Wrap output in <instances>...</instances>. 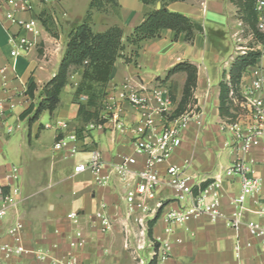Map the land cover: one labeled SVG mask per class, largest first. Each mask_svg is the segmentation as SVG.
Segmentation results:
<instances>
[{"label": "crops", "instance_id": "0c3cea01", "mask_svg": "<svg viewBox=\"0 0 264 264\" xmlns=\"http://www.w3.org/2000/svg\"><path fill=\"white\" fill-rule=\"evenodd\" d=\"M6 1L0 0V98L4 101L7 115V122L0 124L1 158L3 146L11 137L6 134L7 127L14 128L13 135L23 131L22 123H24L30 148L35 156L42 157L44 153L47 154L46 160H49L52 166L50 172L52 195L43 203L34 201L38 193H25V188L28 186L26 180L24 181V170L19 167L21 170L19 185L23 199L21 213L25 223L26 248L50 251L51 256L64 258L70 251V237L80 230L86 239L84 247L77 253L80 264H140L134 256V250L139 245L136 237L137 227L126 220L122 185L115 179L116 184L103 187L98 185L91 171L77 174L74 169L78 164L91 161L96 150L100 152L105 162L103 177L111 175L112 166L124 156L137 159L138 165L134 169L143 167L145 157L136 153L129 135L115 129L113 118H108L103 126L89 130L84 136L79 135L77 146L80 152L69 158L65 157L64 152L54 150L57 132L46 128L53 120L67 122L70 130L75 132L77 130L74 125L83 126L78 117L79 105L74 100V93L82 80L83 70L72 71L61 93L60 106L52 116L48 112H43L39 120L31 126L28 120L20 119L21 113L32 102L37 103L43 86L57 74L67 48L68 36L72 29L82 22L84 8L78 11L69 9L70 19H67L69 22L63 25L53 14L58 33L57 37H53L39 20V15L50 8V0H31L30 11L19 5L15 13L20 21H33L38 31L37 35L25 33L19 25L7 20ZM118 2L121 6L120 22L127 38L134 27L143 21L145 7L140 0H118ZM62 4H65L64 1ZM58 8L57 15L64 14L63 8L61 6ZM168 9L188 16L194 22L201 24L204 31L197 34L193 43H188L184 35L176 39L174 31L163 29L159 37L142 43L139 57L135 62L127 64L122 59L118 60L107 88L109 113L127 123L135 124L140 119V114L120 98L121 90L125 87L135 89L145 87L146 95L151 98L150 91L161 82L157 79L164 80L176 65L190 63L196 66L198 79L193 94L194 105L190 106L191 103L188 109L197 106L196 110L202 112L203 125L198 124L197 117L191 120L183 132L181 147L160 165V170L164 172L170 165L183 167L188 164L187 172L204 183L221 180L223 212L230 216L235 211L230 205V200L240 193L241 186L237 178L226 177L225 172L236 157V147L239 143L236 133L229 128L230 123L220 115V85L230 80L233 63L249 48L237 44L241 42L239 32L232 33L231 36L227 33L233 26V19L227 15L236 8L226 0H187L172 3ZM94 19V31H104L105 26L99 24L101 16L96 14ZM236 24L240 26V23ZM18 35H26L33 46L28 52L21 53L19 57L13 59L11 39ZM13 63L15 70L11 68ZM256 66L260 67L264 74V55ZM251 70L252 68L247 69L241 78L240 92L243 95L252 82ZM186 81L187 74L181 72L171 76L166 82H161L167 96L174 91L175 101L172 102L174 109L183 97ZM31 83L37 86L34 101L25 94ZM80 99L87 98L81 96ZM238 122L244 133L253 124L248 113L240 115ZM85 129L87 130V126ZM46 134L47 139L51 140L49 144L43 142ZM224 157L227 159V166L223 165ZM245 159L264 185L262 142L258 141L245 155ZM2 161L6 162L3 158ZM158 199L163 202L164 211L179 208L173 192L168 188L160 190ZM101 203L107 205V213L113 221V226L107 234L102 233L101 224L95 217ZM262 208H264L263 195L247 199L240 210L243 221H263L259 214ZM73 212L78 215L77 224L67 218ZM124 225L131 228L130 237L125 234ZM166 226L165 221L158 218L148 237L149 240L155 241L170 240L171 255L165 264H261L264 258V246L260 241L251 238L246 228L239 231L230 229L223 220L213 221L209 216L203 215L184 226L174 225L173 233L169 236L165 233ZM149 242L145 241V250L137 252L139 257L141 252L148 250H152L150 256L153 255L154 250ZM156 252L159 253V250ZM25 264L51 263L37 261L34 256L29 255L25 257Z\"/></svg>", "mask_w": 264, "mask_h": 264}, {"label": "built area", "instance_id": "2783aa9c", "mask_svg": "<svg viewBox=\"0 0 264 264\" xmlns=\"http://www.w3.org/2000/svg\"><path fill=\"white\" fill-rule=\"evenodd\" d=\"M5 4L8 8L7 20L19 25L25 33L38 34L33 21L23 22L15 16L19 5L30 11L32 9L31 0H7ZM256 9L258 30L264 34V0L257 1ZM11 44L13 59L19 57L21 53L28 52L33 46L32 41L28 40L26 35L13 37ZM260 50L264 55V44ZM11 68L15 70L14 63ZM251 76V84L246 88L244 95L241 93L244 99L241 106L251 117L253 124L246 133L240 128L239 122L229 125L231 131L237 135L239 146L236 147V157L226 170L225 176L237 178L241 186L240 193L230 200V205L235 209L230 216L223 212V196L220 193L221 180L216 179L203 187V181L187 172L188 164L183 167L170 165L164 172L160 170V165L181 147L183 132L191 120L197 117L198 124L203 125L202 112L196 110L197 106L176 115V109L173 108L170 96H167L165 88L160 83L150 91L151 98L146 95L147 88L145 87L138 89L125 87L121 90L120 98L128 102L140 114V119L135 124L127 123L120 117L113 116L111 112V116L108 117L114 119L116 130L131 137L136 153L145 157L142 168L134 169L138 165L137 159L124 156L112 166L111 175L103 177L102 171L105 168V162L98 150L93 152L94 157L91 161L78 164L75 167L74 171L77 174L91 171L100 186L110 187L117 181L122 185L126 220L137 227L136 237L139 245L134 253L140 264H145L146 261L139 257L137 252L146 249L145 241L147 240L150 241L149 245L154 250L150 262L157 257L156 264H165L170 258V240L148 239L158 218L165 221L167 225L165 233L169 236L173 233L174 225L184 226L193 219L207 215L213 221L223 220L230 229L239 231L246 228L250 237L260 241L264 246V208L259 213L263 221L244 222L240 211L247 199L258 195L264 196L262 179L256 177L253 167L245 159V155L258 141L262 142L264 151V74L262 69L256 66L252 68ZM109 109L110 107L108 108L107 105L106 111L109 112ZM6 122L4 101L0 98V124ZM101 126L90 124L87 126V130ZM46 128L57 132L53 146L55 151L64 152L67 158L74 157L80 152L77 146L78 135L75 131L70 130L67 122L53 120ZM13 132L14 128L8 126L6 134L12 135ZM20 179L19 166L3 162L0 151V264H25V257L29 255L34 256L37 261H50L51 264H80L77 253L86 243L84 234L80 230L70 237V251L64 258H55L51 256L50 251L26 248L24 243L25 223L21 213L23 199L19 185ZM163 188H168L173 192L175 200L179 203V208L164 211V204L158 199V194ZM106 208L107 205L101 203L95 214L101 224L103 234H107L113 226L112 218ZM67 218L75 224L79 221L75 212L70 213ZM124 229L125 234L130 237L131 228L124 225ZM156 250H159V253ZM237 250H239L238 247ZM261 264H264V258L261 260Z\"/></svg>", "mask_w": 264, "mask_h": 264}, {"label": "trees", "instance_id": "16d2710c", "mask_svg": "<svg viewBox=\"0 0 264 264\" xmlns=\"http://www.w3.org/2000/svg\"><path fill=\"white\" fill-rule=\"evenodd\" d=\"M187 0H140L145 7L143 21L134 27L131 34L124 39V29L116 24L108 27L102 32L93 29V16L96 12H106L109 8H120L118 0H91L82 22L72 29L68 36V44L61 61L57 74L46 83L36 102L21 113V120H28L29 126L37 122L43 112L51 116L57 111L61 103V93L68 83L73 70H83L82 80L78 84L74 100L79 105L78 117L83 123V129L76 131L78 136L81 131L87 133L86 126L104 125L107 116L102 115L107 110L106 98L108 96V85L115 63L124 60L131 64L139 57V49L143 42L159 37L161 30L169 29L175 32L176 39L184 35L185 41L193 43L197 34L204 31L201 24L194 22L188 16L176 13L168 9V6L176 2ZM242 14V21L250 29L255 47H250L245 54L238 56L230 71V80L220 85V115L229 125L238 123L240 115L246 113L241 104L244 101L240 92L241 78L249 68H254L263 56L258 49L264 43V34L258 30V12L256 9L258 0H231ZM157 5L159 7L157 8ZM39 20L44 28L53 36L57 37V26L54 19L46 16L43 12ZM130 49V55L126 51ZM184 72L187 74L183 97L176 108V115L184 113L192 103L193 94L197 87L198 69L190 63H180L168 72L164 80L166 82L171 76ZM37 86L31 83L25 94L35 100ZM85 96L86 101H82ZM172 102L175 101L174 91L170 95ZM111 116L108 113V117ZM210 182L204 183L206 187ZM154 258L149 264H156Z\"/></svg>", "mask_w": 264, "mask_h": 264}, {"label": "rangeland", "instance_id": "374dc122", "mask_svg": "<svg viewBox=\"0 0 264 264\" xmlns=\"http://www.w3.org/2000/svg\"><path fill=\"white\" fill-rule=\"evenodd\" d=\"M60 1V2H59ZM64 1L65 4H62ZM66 1V2H65ZM91 0H50V8H47L45 10L46 16L49 17L51 16L53 18V14L57 16L58 22L63 25L69 18V9L78 11L79 9L85 10L83 14V18L86 14V11L88 9L89 3ZM228 3H232L231 0H226ZM233 4V3H232ZM61 6L64 10V14H59L57 15V10L59 9L58 7ZM233 6H235L233 4ZM235 10L231 12V14L227 15L233 19V26L228 29L227 33L228 35L234 33H240V39L241 42H237L238 45L250 48V47H255V42L250 36V29L248 28L247 25L244 24L242 21V14L239 11V9L235 6ZM43 13V12H42ZM96 14H99L101 16V20L99 21V24L101 26H105V30L112 26L119 24L123 27L121 21V6L120 8H109L106 12H96L94 13L93 16V23H94V17ZM54 19V18H53ZM236 23H240V26H236ZM131 34V33H130ZM231 36V35H230ZM211 38V37H210ZM124 39L126 40L125 37V31H124ZM226 43V42H223ZM264 44V43H263ZM262 44V45H263ZM226 45V44H225ZM260 45V47L262 46ZM130 49L126 51V55H130ZM246 51V50H243ZM163 83V82H162ZM161 84V82H160ZM109 96V93H108ZM108 96L106 98V102H104L106 105L109 106L108 103ZM86 101V100H82ZM108 113L105 111L102 113V115H106L108 118ZM46 121V120H44ZM45 124V123H44ZM77 131H80L83 129V126H76L74 125ZM22 132L14 133L11 135L9 138L8 143H6L3 146L2 149V158L5 159V161L9 164H14L19 166L21 169L24 170V181L26 180L27 186L25 188V193H38V195L35 197L34 201L37 203L39 202H44L45 199L49 196L52 195V190H51V169L52 166L50 164L49 160H46L47 154L44 153V156L39 157L35 156L34 151L30 148V143H29V138H28V132L26 129V124L22 123ZM83 131H81L80 136H84ZM89 133V132H87ZM43 142L46 144L50 143L51 140L47 139V134L44 136ZM33 151V152H32ZM226 157V156H225ZM224 157L223 159V165L227 166V159ZM73 159V158H72ZM36 205V204H35ZM152 250L145 251L144 253L141 252V257L145 259L146 263L148 264L150 262L151 256L150 253ZM135 256V255H134ZM137 258V256H135Z\"/></svg>", "mask_w": 264, "mask_h": 264}]
</instances>
